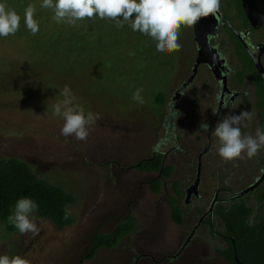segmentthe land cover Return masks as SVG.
Listing matches in <instances>:
<instances>
[{
	"label": "rangeland",
	"instance_id": "374dc122",
	"mask_svg": "<svg viewBox=\"0 0 264 264\" xmlns=\"http://www.w3.org/2000/svg\"><path fill=\"white\" fill-rule=\"evenodd\" d=\"M42 2L27 0L18 13L24 22L27 6H35L33 18L39 25L35 35L29 32L0 37V159L22 160L40 179L70 193L75 204L68 206V211L74 222L58 230L49 221L32 215L40 228L37 235H21L16 229L9 235L0 225V256L19 255L30 264H130L133 257L129 249L133 248L134 254L142 256L137 264H155L149 257L167 250L175 253L189 232L188 225L178 226L170 220L164 197L174 196L173 183L183 186L187 178L194 179V170L198 172L193 152L189 155L187 147L196 129L205 139L206 132H200L199 126L209 124L212 119L219 84L200 66L190 88L180 92V85L191 74L196 55L192 28L180 30V51L157 53L155 42L146 43L148 38L133 32L127 23L118 28L115 22L97 17L75 24L57 23L54 12L42 8ZM219 12L231 16L225 0H221ZM217 33L213 44L226 58L234 78L240 68L239 59L223 31L219 28ZM259 34H253V38L257 40ZM77 37L85 39L78 54L69 46ZM65 85L85 114L92 112L100 116L89 126L86 141L62 136L60 129L64 121L53 116L52 105L63 99L60 93ZM243 86L248 102L240 99L222 111L227 115L253 112L251 121L242 122L241 132L255 135L260 115L253 105V89L247 82ZM136 89H143V104L132 99ZM176 93L180 95L181 106L174 116V125L182 131L177 132L181 139L173 142L169 138L162 144L159 152L168 151L165 166L173 170L164 180L167 183L163 189L153 194L148 183L156 174L125 168L148 159L165 133L163 124L168 107L164 105L161 116L154 118L159 115L155 111H160L154 105V97L161 94L169 100ZM207 96L204 107L192 104ZM212 139L216 144L214 136ZM199 144L201 150L206 146ZM215 144L199 166L200 190L210 195L207 199L219 187L241 191L264 169V149L251 159L236 161L238 166L233 167L232 162L222 163ZM225 179L230 183L226 185ZM262 190L264 184L258 192L243 198L255 211ZM126 215L134 217L135 233L123 238L116 249L100 248L94 259L83 262L89 240L97 233H110ZM205 239L207 245L198 249L197 255L190 245L172 264H223L212 260L217 243L210 237Z\"/></svg>",
	"mask_w": 264,
	"mask_h": 264
},
{
	"label": "clouds",
	"instance_id": "9594fccd",
	"mask_svg": "<svg viewBox=\"0 0 264 264\" xmlns=\"http://www.w3.org/2000/svg\"><path fill=\"white\" fill-rule=\"evenodd\" d=\"M221 0H43L41 7L51 9L57 23L76 21L97 17L101 20L115 22L118 28L127 23L133 32H139L148 38L146 43L155 42L157 53L171 54L181 50L179 33L182 27L192 28L201 18L215 15L220 11ZM35 6L28 5L24 12V23L31 34L39 31V25L33 16ZM21 17L16 11L8 9L0 3V37L14 35L20 26ZM212 37L209 36V39ZM143 89H136L132 99L144 103L141 96ZM60 95L62 100L52 105L53 116L64 121L60 133L64 137L74 136L78 141H86L88 128L100 118L99 114H85L71 89L65 85ZM251 111H242L239 115H226L212 131L216 140V154L222 163L251 159L264 149V130L257 128L255 135H243V121H251L254 117ZM207 123L200 125V131L208 132ZM162 144L153 147L154 152L161 151ZM159 173L157 174L158 177ZM159 178V177H158ZM230 180L225 179V184ZM38 210V205L27 197L17 200L13 213L7 217L9 224L21 235L32 233L37 235L40 228L34 222L32 213ZM70 213L66 212L63 219ZM0 264H30L21 256H0Z\"/></svg>",
	"mask_w": 264,
	"mask_h": 264
},
{
	"label": "flooded vegetation",
	"instance_id": "af4514ba",
	"mask_svg": "<svg viewBox=\"0 0 264 264\" xmlns=\"http://www.w3.org/2000/svg\"><path fill=\"white\" fill-rule=\"evenodd\" d=\"M225 4L227 6V12L230 14V12L232 13L230 17H235L232 21L229 20V16H227L226 13L224 14H220V12H218L219 16L221 19H218V26L216 29V35L214 37H212L211 39H209V45L214 48L219 56L220 60H223V64L222 65H218V64H213V69L211 67H209L207 64H201L199 65V67L201 66V70H205L207 71V73L213 77L214 80H217L218 84H219V93L216 95V110L213 113L212 119L210 121V123L208 124L209 129L208 132H206L205 135V139L204 137L201 136L202 133H199L198 130L196 129V135H194L193 140L189 141V146L187 148H189V155H192L193 152V161L196 162V168L198 169V172L196 170L195 171V176L194 179H191V177H189V180L187 178L186 181H183L181 186L178 183H173L171 186V190L174 194V196H165V203L167 205V207H169L168 204V198L170 197H174L178 199V205L182 211V216H183V223L179 224L178 226H185L188 225V229L189 232L186 235L185 240L182 242V244L180 245V247L177 249V251L174 253H169L168 250L167 251H163L160 252L158 255H155L154 257H149L151 259V261L153 263H162L163 261L166 262V264H172L174 262V260L178 259L181 257L183 251L186 249V247L188 246H193L194 247V254H198V249L203 248L204 245H207L206 242V237H210L211 239H213V241H215L217 243V247L215 249H213L212 253V260L213 261H218V262H223V264H231L229 263L225 257L221 254V251H224L227 249V240L225 238H227V236L224 235V228L222 226V221L219 217H217L216 215V211L218 209V207H229L231 204L236 203L239 199H243V197L245 196H249L250 194H252L253 192L257 191L259 189V187L262 185V183L258 186V188H256L255 190L249 192L248 194L244 195V196H239V194L243 191H245L249 186H251L253 183L256 182V180L261 176L262 174V170L260 172V175L254 179V181L252 183H250L248 186H246L244 189H242L241 191H235L234 189H226V188H217L216 190H214L213 195H211L210 199H207L208 196L210 195H206L202 190H200V174H199V166L201 164V160L204 156H206V154L208 153L209 150L213 149L212 145L213 143L215 144L214 140L212 139L211 136V131L214 130L215 125L219 122V118L222 119L223 117H225L227 115V113L225 111H222V108L225 107L226 105L229 104H236L238 102V100L242 99L244 102L247 100L245 91L244 93L242 92V89L244 88V84L247 82L248 83V87L253 89V97L252 101H253V105L257 108V103L259 102V90L261 89L259 87V85L254 81V80H249V76L251 73V76H254L256 78V80H262L264 82L263 77L261 76V74L257 71L256 66H255V61L258 59L259 60V65L262 67V69L264 70V20L262 22V25L259 28H252L250 26V24L248 23V19L246 17V14L244 12L246 21H247V26H243L242 25V20L239 19L237 17V12L235 10L234 5L232 4L231 0H225ZM241 7H242V3H241ZM235 20V21H234ZM238 22V24L233 23V22ZM221 29L223 31V33L226 35L227 41L229 42V44L231 46H233L234 50H235V55L236 57H238L239 62H240V68L235 71V76L234 78H232L231 76V72L233 73V71H231V68L228 66V62L226 60V58L224 56H222V54L220 53L219 49H217L216 45L213 44V39L216 38L217 36V30ZM259 34V38L257 40H255L256 38H253V34ZM234 35V36H231ZM252 34V35H251ZM251 35V36H249ZM252 37V38H251ZM251 39L253 41H251ZM194 40V38H193ZM195 43V42H194ZM195 48H196V55H195V59H194V63L193 66L195 64V60L198 54V48L197 45L195 43ZM241 55V56H240ZM246 55V58H245ZM192 66V69H193ZM197 68V71L200 68ZM191 69V74L190 76L187 78V80L182 83L180 85V92L182 93V91L187 90L188 88H190L189 86H191V80H189L190 77H192L193 75V71ZM213 70V71H212ZM246 70H249L250 73H245L243 74L241 83H239L238 78H239V74L240 73H244ZM197 74V72H196ZM196 74H194V79L196 78ZM194 79L192 81H194ZM242 88L239 91H235V89H230V88H237V87H241ZM180 93V94H181ZM177 94V95H176ZM176 97H171L172 99L167 100V97L165 99V102L163 104V106L160 108L159 111V115H154V118H158L161 116L162 112H163V107L164 105H166L168 107V114L167 116L164 117V127H165V133L163 134L162 137H160L161 139L159 140L158 143L161 144H165V141L169 138L172 139L173 142H178L181 139V135L178 134L177 132H179L180 130L176 129V126L174 125V116L176 115V113H179L178 108L181 106V100H180V95L178 93H176ZM194 92H191L192 97L194 98ZM209 97L207 96L204 99H196L192 102V104L195 107H204V102L208 101ZM248 101H246L247 103ZM259 115H260V111L257 108ZM261 118V117H260ZM260 121V119H259ZM258 124L257 123V128H258ZM199 131H200V126H199ZM182 132V131H180ZM201 132V131H200ZM175 133V134H174ZM205 144L206 146L203 147V149L201 150V145L199 144ZM216 146V144H215ZM171 150H174V148H172ZM198 150V151H197ZM195 152V153H194ZM188 154V152H186ZM155 154H162L163 155V162H164V166H165V160L167 158V154L168 151L165 152H152L151 156H154ZM178 154H181V152H179ZM209 160V158H208ZM162 162V163H163ZM125 169H127L128 171H137L132 169V165L127 166ZM233 169V167H232ZM139 173H144L147 175H150L151 173H145V172H140L137 171ZM160 178V177H159ZM161 180V190L163 189L164 184H166L167 182L164 181L167 178H160ZM153 180V179H151ZM150 180V182H151ZM196 180H198L196 187L194 186ZM149 182V183H150ZM148 183V185H149ZM177 184V190L179 191L178 195L176 196L174 193V185ZM149 189V188H148ZM152 193V192H151ZM223 193H227V197H222L221 195ZM244 200V199H243ZM260 207V206H259ZM259 207H257L256 210L259 209ZM262 213V211H261ZM169 216H170V220H171V212H170V207H169ZM262 216V214H261ZM128 217H132V216H124L121 220H119L116 224L123 222L124 220H126ZM177 225V224H175ZM135 228L134 231L130 234H127L126 236H130L132 234L135 233ZM125 236V237H126ZM124 237V238H125ZM232 242V241H231ZM120 243V242H119ZM233 244V242H232ZM119 245V244H118ZM118 245L115 247V249L118 247ZM168 246V244H167ZM169 249V248H168ZM170 250V249H169ZM130 252H132V257L133 259H131L130 264H137L138 260L141 259V255L138 254H134L133 253V248L129 249ZM163 253V254H161ZM166 253V254H165ZM145 255V254H144ZM147 256V255H145ZM144 256V257H145ZM90 261V260H88ZM208 261H211V259H209ZM235 261V259H234ZM84 262V261H83ZM222 264V263H221ZM235 264H237V262L235 261Z\"/></svg>",
	"mask_w": 264,
	"mask_h": 264
},
{
	"label": "trees",
	"instance_id": "16d2710c",
	"mask_svg": "<svg viewBox=\"0 0 264 264\" xmlns=\"http://www.w3.org/2000/svg\"><path fill=\"white\" fill-rule=\"evenodd\" d=\"M231 2L237 12V17L242 20V25L247 26V21L241 7V0H231ZM0 3H4L8 9L14 10L18 14L26 6L27 0H0ZM184 28L182 27L181 30ZM29 32L25 23L20 20L19 30L14 35ZM231 36L234 35L231 34ZM77 38L72 40L71 43L67 42L70 43L71 51L76 54L82 50L85 42V39H81V37ZM248 72L250 73L249 70H246L244 73L239 74V83H241L243 74ZM250 79L254 80L261 88L259 90L260 100L257 103L261 117L258 128L264 130V82L262 80H256L254 76H251V73L249 76ZM165 99L164 95H156L154 97L155 107L160 109ZM157 112L159 110L155 111V113ZM162 162L163 155L155 154L148 159L132 165V169L157 175L162 166ZM172 170L173 168L171 166H164L161 170L160 178H169ZM160 178L156 176L148 185L150 192L153 194H158L161 191ZM262 184H264V181ZM174 193L176 196L179 193L177 184L174 185ZM24 197L32 199L38 205V210L32 213L35 218L49 221L58 230H62L64 227L73 224L74 221L71 215L66 220L63 219L65 213H69L68 206L75 204V198L70 193L57 185H52L40 179L31 167L22 160L15 158L0 159V225L5 233L9 235L14 233L15 228L8 223L7 217L13 213L17 200ZM257 203L260 207L255 211L252 205H249L241 198L229 207H218L216 211L217 217L222 221L224 235L227 236L225 239L227 240L228 247L226 250L221 251V254L231 264H235L234 256L237 257V260L241 264H264L263 190L262 194L257 197ZM168 204L172 222L177 225L182 224L183 216L178 205V199L170 197L168 198ZM134 228V217H128L123 222L114 225L110 233L95 234L88 242L87 252L82 258V261L94 259L100 248H115L127 234L134 231Z\"/></svg>",
	"mask_w": 264,
	"mask_h": 264
},
{
	"label": "water",
	"instance_id": "95a60500",
	"mask_svg": "<svg viewBox=\"0 0 264 264\" xmlns=\"http://www.w3.org/2000/svg\"><path fill=\"white\" fill-rule=\"evenodd\" d=\"M241 3L250 26L255 29L259 28L264 20V0H241ZM218 19H221L218 13L215 15H210L206 18H201L199 22L192 27L194 42L196 43L198 48V54L192 70L193 75L195 74V71L201 64H207L212 69L214 68L213 64H218V65L223 64V60L219 59L216 50L209 45V36L214 37L216 35ZM255 66L257 71L261 74V76L264 79V70L259 65L258 59L255 61ZM193 75L192 77L189 78V80L193 78ZM163 167H164V162L162 163L160 171L158 172L159 173L158 177H160V173ZM263 181H264V169L262 170V174L256 180V182L253 183L251 186H249L245 191L241 192L239 196H244L247 193L255 190ZM197 182L198 180H196L194 184L195 187ZM234 259L237 262V264H241L237 260L236 256H234Z\"/></svg>",
	"mask_w": 264,
	"mask_h": 264
}]
</instances>
